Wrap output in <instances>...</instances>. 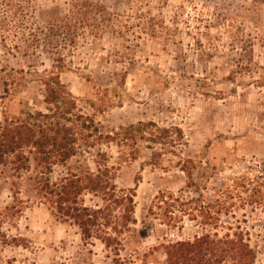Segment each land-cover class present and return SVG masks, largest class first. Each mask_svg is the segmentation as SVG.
<instances>
[{"label": "rangeland", "instance_id": "obj_1", "mask_svg": "<svg viewBox=\"0 0 264 264\" xmlns=\"http://www.w3.org/2000/svg\"><path fill=\"white\" fill-rule=\"evenodd\" d=\"M47 72L75 100L73 155L0 163V264H165L235 234L264 264V0H0V128L52 135ZM105 168V192L76 198L103 212L85 236L58 193Z\"/></svg>", "mask_w": 264, "mask_h": 264}, {"label": "trees", "instance_id": "obj_2", "mask_svg": "<svg viewBox=\"0 0 264 264\" xmlns=\"http://www.w3.org/2000/svg\"><path fill=\"white\" fill-rule=\"evenodd\" d=\"M46 30L50 36H58V34H60L58 30L54 31L50 28H47ZM63 38L66 39L68 37L63 36ZM69 41L72 42V40ZM49 44H52V42H49ZM47 73L50 74H46L40 79V83L45 91L44 102L50 107H56L53 111L52 109H48V112L50 113L38 112L37 115L47 121H51L54 118L56 119L55 123L53 122L49 124L51 128L47 130L53 132L52 135H45L43 127L38 126V131L41 133L40 135L37 130L25 122H15L1 127L0 163L3 162L7 155L14 154L17 150L22 149L23 146L34 147L40 154L45 156L50 155V153L45 151L47 146H50L53 149L51 152L62 153L64 158L73 155L71 153L73 150L70 151L68 149L69 143L68 138L66 137L68 136L69 129H67L68 127H65V125H61L59 121L60 119H65L67 115L71 114V111L75 108V100L69 90H67V87L60 82L58 75L54 72ZM67 121L69 122V120ZM141 127H146V125L140 124L138 127L131 126L129 129H141ZM85 128L88 129L90 127L86 126ZM107 173V168H105L104 171L98 170L97 175H91L88 173L85 176L86 184L84 186L81 185L83 183L82 179L73 176V179L65 180V184L62 185L58 193L60 200L57 203L59 204L57 206L59 210L63 211L65 216L73 218L74 220L76 219L77 225L85 236H89L88 227L95 226L94 224L98 219V214L102 215L103 212L89 211V209L85 207L78 209V207H76V198L82 190L105 192L107 186L106 183H102L101 178L105 176V174L107 175ZM118 203H125V210L129 213L131 212L130 205L133 203V197L132 195L122 197ZM65 204L69 205L63 206ZM125 210V215L120 218L121 221L128 220L130 217V213L129 215H126ZM108 238L109 237H106V241L110 242V239ZM235 238L236 239H229L228 237L224 240H214L209 236H205L195 239L192 243H176L167 248L165 264H218L226 257L231 258L236 264H253L255 257L249 246L241 240L239 235L235 234ZM220 246L223 247L221 248Z\"/></svg>", "mask_w": 264, "mask_h": 264}]
</instances>
